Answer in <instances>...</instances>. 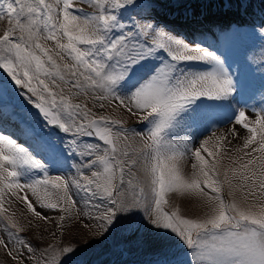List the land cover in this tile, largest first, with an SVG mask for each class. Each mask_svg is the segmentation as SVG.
<instances>
[{"label":"snow or ice","instance_id":"obj_1","mask_svg":"<svg viewBox=\"0 0 264 264\" xmlns=\"http://www.w3.org/2000/svg\"><path fill=\"white\" fill-rule=\"evenodd\" d=\"M155 6L0 0V249L15 264H87L74 222L88 247L151 235L154 264H264V74L257 100L250 48L231 56L255 27L178 38ZM169 194L201 213L166 210ZM32 220L55 242L22 235Z\"/></svg>","mask_w":264,"mask_h":264},{"label":"rangeland","instance_id":"obj_2","mask_svg":"<svg viewBox=\"0 0 264 264\" xmlns=\"http://www.w3.org/2000/svg\"><path fill=\"white\" fill-rule=\"evenodd\" d=\"M226 0H153L156 5L152 9L151 19L157 24L165 25L164 22L169 20L174 13H178V11L187 10V8L193 10L194 12H198V10H204L207 5H211L212 7L221 5ZM240 5L243 6L244 10L241 15L245 16L244 13H247L248 16L252 14L253 16H258V18H263V14L258 10H253L251 13L250 10H247V7L250 3H253L256 7H259L258 3H261L260 0H238ZM214 3V5L212 4ZM263 6V5H261ZM85 7L86 11H91V9ZM210 8V7H209ZM263 8V7H262ZM259 9V8H258ZM264 9V8H263ZM233 10V9H232ZM235 11V10H234ZM195 14V13H193ZM199 15V14H198ZM169 16V17H168ZM168 17V18H167ZM164 21V22H163ZM246 21V20H245ZM251 20H248L246 23L241 24L237 23L236 26H241L240 30L242 33H247L251 30V28L255 27L257 37L252 39H245L243 42L239 43L231 53L233 60V68L235 69L237 66H242L243 58L245 55V48H250L247 53L248 63L252 66V75L251 81L253 87L256 89V99L260 98V77L264 74V40L260 39V35H264V31H262V25H264V19L260 23H257V20H253V24L248 23ZM235 27L234 25H231ZM6 27V21H0V32ZM170 28H174V25H170ZM169 29V28H168ZM170 30V29H169ZM215 29H213L214 31ZM219 31V30H215ZM173 34L177 35L178 38L184 37L179 33L173 32ZM254 45V47H250ZM242 70V67H241ZM239 74V73H237ZM82 99V98H81ZM109 114L117 117L123 118L127 121L126 126H131L135 124L137 127H140L139 121L136 118H130L127 115L113 113L109 110ZM187 171V170H186ZM190 174V173H189ZM169 203L166 206V210L171 211L175 207H179L181 210V214L188 215L185 213L186 205L188 203L191 204V207L196 208L195 201H188L182 199L181 201L177 200V195L169 194L167 197ZM183 201V202H182ZM185 202V203H184ZM17 213V219L21 221V223H27L29 219H32L30 216L21 215L25 210L22 206H18L14 209ZM201 213V211H200ZM199 213V214H200ZM198 215V214H197ZM85 223L87 221H84ZM32 223L36 225L35 229L31 230V232L23 233L22 235H30L32 242L41 247L46 246L48 242H55V238L51 237L50 231H45V229L51 230L53 225L46 224L43 221L32 220ZM68 231L65 234L66 241L74 240L75 243H79L78 246L84 248L83 259L87 261V264H121L127 262L128 260L132 261H140L142 259H147L150 256L157 255L160 245L156 238L151 235H146L142 239H137L134 235H128L125 238H121L120 236H116L114 238H110L109 240L102 241L101 243L94 244L91 247H88L83 243L84 240H88L91 243V232H87L82 229V224H69ZM43 237V239H40ZM0 264H15L14 261L11 260L10 257H7L5 251L0 249Z\"/></svg>","mask_w":264,"mask_h":264},{"label":"trees","instance_id":"obj_3","mask_svg":"<svg viewBox=\"0 0 264 264\" xmlns=\"http://www.w3.org/2000/svg\"><path fill=\"white\" fill-rule=\"evenodd\" d=\"M177 200H178V201H181L179 196H177ZM182 202H183V201H182ZM184 203H185V202H184ZM195 205H196V208L194 207V205H193V207H191V204L188 203V204L186 205V211H185V213H188V215H197V214H199L200 211H201V208H200V206H199V204H198L197 202L195 203ZM71 243L74 244L75 241L72 240ZM76 244L79 245V243H76ZM156 258H157V255H154V256H150V257L147 258V259H142V260H140V261H136V260H135V261L128 260L127 262H124V263H121V264H154Z\"/></svg>","mask_w":264,"mask_h":264},{"label":"bare ground","instance_id":"obj_4","mask_svg":"<svg viewBox=\"0 0 264 264\" xmlns=\"http://www.w3.org/2000/svg\"><path fill=\"white\" fill-rule=\"evenodd\" d=\"M226 8H228V7H226ZM221 11V13H224V12H226V13H228V12H230V11H232V12H234V10H225V9H221L220 10ZM212 13H210V15H211ZM215 14H219V12H215L214 13V15ZM195 15H198V13H195ZM177 26H180V23H176V24H174V28H177Z\"/></svg>","mask_w":264,"mask_h":264}]
</instances>
